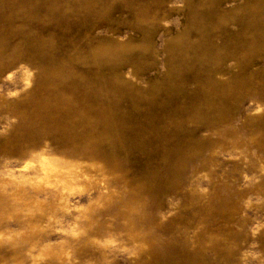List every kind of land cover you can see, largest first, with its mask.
I'll return each instance as SVG.
<instances>
[{"label":"rangeland","instance_id":"obj_1","mask_svg":"<svg viewBox=\"0 0 264 264\" xmlns=\"http://www.w3.org/2000/svg\"><path fill=\"white\" fill-rule=\"evenodd\" d=\"M0 264H264V0H0Z\"/></svg>","mask_w":264,"mask_h":264}]
</instances>
